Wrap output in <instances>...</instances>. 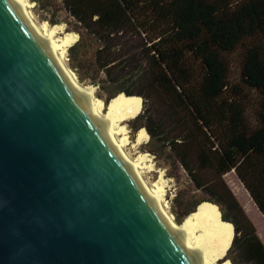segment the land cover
I'll return each mask as SVG.
<instances>
[{
  "label": "trees",
  "instance_id": "1",
  "mask_svg": "<svg viewBox=\"0 0 264 264\" xmlns=\"http://www.w3.org/2000/svg\"><path fill=\"white\" fill-rule=\"evenodd\" d=\"M35 1L42 20L58 24L64 12L69 28L80 34L69 48L79 81L116 89L99 94L103 112L123 92L139 98L140 109L153 89L165 98L171 108L167 118H156L147 108L137 116L145 119L141 129L150 134L149 144L159 139L194 190L209 195L197 205L208 204L220 224L230 227L221 263L264 264V242L221 180L234 170L264 215V0ZM137 37L144 39L140 48L150 71L143 75L146 88L133 90L126 85L127 59L136 51L127 44ZM235 52L238 81L231 78ZM175 201L172 211L181 224L196 208L180 195Z\"/></svg>",
  "mask_w": 264,
  "mask_h": 264
},
{
  "label": "water",
  "instance_id": "2",
  "mask_svg": "<svg viewBox=\"0 0 264 264\" xmlns=\"http://www.w3.org/2000/svg\"><path fill=\"white\" fill-rule=\"evenodd\" d=\"M0 264H202L15 0H0Z\"/></svg>",
  "mask_w": 264,
  "mask_h": 264
},
{
  "label": "bare ground",
  "instance_id": "3",
  "mask_svg": "<svg viewBox=\"0 0 264 264\" xmlns=\"http://www.w3.org/2000/svg\"><path fill=\"white\" fill-rule=\"evenodd\" d=\"M15 1L20 6L27 20L77 85L95 117L114 138L120 149L139 172L144 183L152 190L155 197L170 213L169 203L166 198L170 183L165 177L164 171H160L159 178L150 186L145 178V172L152 171L156 168L154 162L144 155L133 158L127 151L126 134H128L129 128L125 122L138 114L140 110L139 99L136 97H128L129 95L127 96L125 94V96L121 95L112 100L108 104L107 110L102 114L94 99V88L87 87L78 82L69 70L67 64L68 48L76 42L77 34L66 33L65 36L61 37V28L59 25L50 27L47 22L39 24L33 18L32 8L35 5L34 0ZM146 141L147 133L141 130L137 132L135 143L132 146L137 147ZM173 220L202 264H223L221 261L231 240V229L226 225L220 224L215 211L208 204L203 203L199 205L181 224L177 223L174 218Z\"/></svg>",
  "mask_w": 264,
  "mask_h": 264
},
{
  "label": "rangeland",
  "instance_id": "4",
  "mask_svg": "<svg viewBox=\"0 0 264 264\" xmlns=\"http://www.w3.org/2000/svg\"><path fill=\"white\" fill-rule=\"evenodd\" d=\"M34 7L32 8V16L36 20L37 23L43 24L45 22L48 23L50 27H54L59 25L60 30V36L63 37L66 35V33H75L77 34L76 42L72 45L74 46L78 40L80 39V34L76 32V30L69 28V25L66 23L68 21L69 17H67L66 13L60 12L59 16L61 19V22L55 25H52L47 20H42L41 14L43 13L41 8L38 6L37 2L34 0ZM145 34H143L144 37ZM140 44H144V39L141 37L134 38L131 41H128L127 49L136 51V57H131L127 59V83L126 85L130 88H133V90H139L140 88H146L145 83L147 82L146 76H149L150 67L146 64V57L144 55V52L142 48H140ZM70 46V47H72ZM69 47V48H70ZM69 48L67 53V64L69 67V70L73 73L75 78L79 81V75L76 70H74L71 67V60L69 57ZM144 48V47H143ZM231 78L234 81H238L240 78V71H239V61H240V54L238 52L231 54ZM130 59V60H129ZM147 74L145 77H143L144 74ZM81 84L94 88V99L96 103L98 104L99 111L103 114V104L100 100L101 95H109L116 92V89L113 88V90H101L97 85L90 84L88 81L80 82ZM124 94V93H123ZM151 95V98L148 101V105H144V98H143V109L139 110L138 114L129 120H126L125 124L129 128L128 134H126V140H127V151L128 153L133 157L137 158L139 155H144L148 159H151L152 162H154L156 168L152 171L145 172V178L149 182L150 186L153 185V182L156 181L159 178L160 171H164L165 177L169 180L170 187L167 191V202L169 203V211L172 214L173 218L175 219V214L172 211L173 206H175L176 201L175 198H177L179 195L180 197L184 198L185 202L188 204V206L195 207L197 209V202L198 200L203 199L204 197H207L205 192L197 190H194V185L192 184V181L190 177L188 176L187 172L184 170V168L180 165L178 161L175 160V158L171 155L169 150H166L163 148V145L158 141L159 139H154L150 144L151 136L148 134L145 129H141V126L143 122H145V119L143 120H137V116L142 114L144 110L147 108L148 113L154 114L156 118H167L168 113L171 111L170 105L165 100L164 97H162L156 89H153L149 92ZM121 96V95H120ZM125 96V95H124ZM100 97V98H99ZM143 97V96H142ZM137 98V97H136ZM99 99V100H98ZM139 99V98H138ZM140 103V100H139ZM108 105L105 106V110L107 109ZM174 123L167 122L166 126L164 127V130H170L169 127H172ZM145 131L147 133V141L143 142L137 147H133V143H135L137 132L139 131ZM157 153V154H156ZM211 175V173H208ZM225 184L233 191L237 199L239 200L241 206L243 207V210L250 219V221L254 224L257 234L261 238V240L264 242V216L259 211L257 205L255 204L254 200L251 198L249 192L244 187L242 182L240 181L239 177L237 176L236 172L234 170L226 173L222 179ZM187 193H190L187 195ZM196 205V206H195ZM184 210V208H182ZM177 218V217H176ZM240 220L243 221L242 217H240ZM230 254L228 253V256Z\"/></svg>",
  "mask_w": 264,
  "mask_h": 264
},
{
  "label": "crops",
  "instance_id": "5",
  "mask_svg": "<svg viewBox=\"0 0 264 264\" xmlns=\"http://www.w3.org/2000/svg\"><path fill=\"white\" fill-rule=\"evenodd\" d=\"M251 196V195H250ZM252 198V197H251ZM253 199V198H252ZM255 202V201H254ZM256 204V203H255ZM257 205V204H256ZM258 207V206H257ZM258 209H259V207H258ZM259 211L261 212V210L259 209ZM262 213V212H261ZM262 215H263V213H262ZM264 216V215H263Z\"/></svg>",
  "mask_w": 264,
  "mask_h": 264
}]
</instances>
